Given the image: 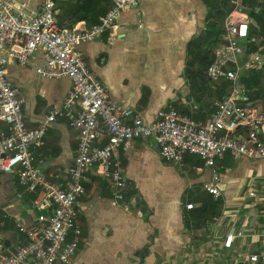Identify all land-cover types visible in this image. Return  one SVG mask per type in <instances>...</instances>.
<instances>
[{"label":"crops","instance_id":"0c3cea01","mask_svg":"<svg viewBox=\"0 0 264 264\" xmlns=\"http://www.w3.org/2000/svg\"><path fill=\"white\" fill-rule=\"evenodd\" d=\"M17 8L34 16L41 0H17ZM232 15L249 26L240 59L256 62L249 71H262L264 0H137L113 32L82 44L77 53L111 99L138 113L143 124L150 125L163 109L207 121L214 112L215 88L203 83L199 71L206 74L225 42ZM211 51L209 63L205 58ZM7 78L24 100L22 111L30 128L60 108L72 89L68 78H41L15 62L8 65ZM259 108L263 110L262 104ZM77 148V133L69 121L60 120L50 126L43 148L35 150V166L52 182H64ZM121 160L129 181L123 202L112 199L98 169L86 175L85 194L76 204L81 243L72 264H264V159L226 156L215 170L191 155L172 163L148 139L136 141ZM214 172L217 198L204 191ZM43 198V192L26 193L15 176L0 172V228L8 252L26 241L17 221L32 225L38 212H51L49 202L41 206ZM217 199L222 204L216 215L209 208L199 212L204 200ZM190 204L193 210L187 209ZM252 255L259 261H249Z\"/></svg>","mask_w":264,"mask_h":264},{"label":"built area","instance_id":"2783aa9c","mask_svg":"<svg viewBox=\"0 0 264 264\" xmlns=\"http://www.w3.org/2000/svg\"><path fill=\"white\" fill-rule=\"evenodd\" d=\"M136 4L137 0H113L99 22L87 29L61 26L54 0H41L40 11L34 16L17 8V0H0V172L15 176L26 193L43 192L41 206L45 208L46 202L51 206L48 215L38 212L32 225L17 221L26 241L13 252L5 249L0 228V264H72L81 243L76 204L85 194L86 175L98 169L112 199L123 202L129 181L121 154H128L136 141H155L160 157L168 162L180 164L191 155L214 170L226 156L264 159L262 102L249 100L240 83L242 73L256 64L240 59L249 31L240 16L229 18L226 40L216 49L206 71L209 81L230 84L209 120L198 121L163 109L145 125L138 113L121 108L111 99L77 48L113 32L122 13ZM12 62L31 67L41 78H68L72 82L62 106L53 109L35 128L28 127L22 111L24 100L7 78ZM60 120L69 121L77 133L78 148L73 164L64 172L65 181L52 182L36 168L35 150L43 148L50 126ZM214 173L213 182L205 184L204 191L217 198L220 190ZM194 208L187 205L188 210ZM259 259L258 255L249 256L254 263Z\"/></svg>","mask_w":264,"mask_h":264},{"label":"trees","instance_id":"16d2710c","mask_svg":"<svg viewBox=\"0 0 264 264\" xmlns=\"http://www.w3.org/2000/svg\"><path fill=\"white\" fill-rule=\"evenodd\" d=\"M55 5L60 13L58 19L62 24L63 21H68L72 25L83 22L87 26L92 27L99 22L100 17L104 16L113 0H54ZM71 16L69 17L68 15ZM59 21V24H61ZM63 26V25H61ZM68 26V25H64ZM70 27V26H68ZM210 63V61H209ZM203 70L199 71L202 74ZM249 78V79H248ZM261 71H249L248 74L242 75L240 83L245 89L246 96L251 101L260 100L264 110V85L261 84ZM223 85L220 97H223L225 92L230 88L229 83H221ZM222 204L220 199L204 200V204L199 212H203L209 208L212 215H216V210Z\"/></svg>","mask_w":264,"mask_h":264},{"label":"rangeland","instance_id":"374dc122","mask_svg":"<svg viewBox=\"0 0 264 264\" xmlns=\"http://www.w3.org/2000/svg\"><path fill=\"white\" fill-rule=\"evenodd\" d=\"M262 46H264V39H263V44ZM263 51H264V48H263ZM210 53V52H209ZM212 55H213V51H211V53L209 55L206 56V61L208 60H211L212 58ZM202 75V78H203V83L206 84L207 86L209 85H212L214 86L215 88V91L212 92V95H211V100H213V105H212V108H213V111L215 112V107H216V104L218 103V101L222 98L220 97V94L222 92V89H223V85L224 84H215L211 81L208 80V78L206 77V74H201ZM249 79V78H248ZM261 84L264 85V69L261 71ZM213 112V113H214Z\"/></svg>","mask_w":264,"mask_h":264}]
</instances>
